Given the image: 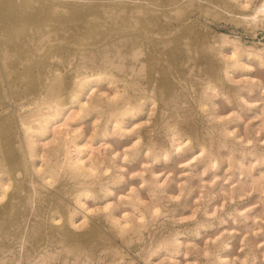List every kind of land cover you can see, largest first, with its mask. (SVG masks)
Returning <instances> with one entry per match:
<instances>
[{
  "label": "bare ground",
  "instance_id": "bare-ground-1",
  "mask_svg": "<svg viewBox=\"0 0 264 264\" xmlns=\"http://www.w3.org/2000/svg\"><path fill=\"white\" fill-rule=\"evenodd\" d=\"M179 1L180 0H0V226L6 225V228L3 226L5 230L1 227V230H4V232L6 231V233L4 234L5 237L9 235V230L7 229V227L10 228L12 226V230L13 228H15L16 230L19 228V226H21V223L19 224L17 220L19 219L18 217L24 216V214H22L23 210H21L20 205L28 207V210L32 213L33 211L36 212L35 210L37 207H35V201L36 195L41 192L40 188L42 187L43 190H46L47 188L45 189V186L49 187L52 184L54 185V183L58 181L59 178L64 177L65 179H67V181H71V179L73 181L74 179V184H79L76 185L78 187L75 186V189H73L72 192L70 191L72 193V195H70L73 197L71 199H73L74 201L73 208L67 210L66 213H62V211L60 212L57 208L51 211L49 210V212L51 213L49 215L48 223L50 224L52 231L58 234L60 238L59 240L69 243L65 250L69 252H74V250L82 251L81 248H84L83 245L86 243V241L89 238L91 239L95 237L96 234L98 235V231H96V228H94L93 226L95 224L90 223V218L98 213L100 214V216H104L110 222V224L113 226L112 228L115 230V233L120 235L122 239L124 238L125 241L127 240V242H131L134 236H137V239H139L138 235L140 234L142 228H145L147 222L145 213L148 212L147 216H150L152 218L156 217L160 213V208L157 204H155L156 202L149 204L146 203L144 199H142V196H140V192L137 193V188L131 186L127 193L125 192L123 195L119 194L120 196L118 198V201L116 202L123 204L122 206H126V208L122 211L117 212L116 205L118 204L115 201L114 202L116 204L112 200L106 199L107 196H105V199L102 201L101 199L98 200V198L94 195L92 186L90 187V185H93L91 183L95 178H97L98 176L102 177V175L103 177H106L105 172H109V170H107L109 169L107 167L108 164H105V158L101 157L97 154V152L94 151V149L92 148V144L93 142L97 141L106 142L107 138L110 136H133V141L131 145L129 144L130 146H123V150H121L122 145L120 146V154H122V159H124L123 156L128 157V154L130 153V159H132V156L137 155L139 152H143V150L145 149V157L143 156L144 154H142L143 158H141V161L146 157L148 158L149 162H147V160H143L145 161V163L147 162L153 164V161H157L158 163V160L160 159H168L173 154H177L180 156L187 155L185 159L186 163L182 162V164L184 163L183 165H186V167L188 168L196 166V164L204 158H207L205 161L206 164H204L206 165V168L208 164L207 162H209L211 166H216L217 158L213 153L210 152L209 149L212 148H208L210 143L204 141L205 137H199L197 134H195L196 132L194 133L192 131L188 134L184 132L186 127H188L187 121H184V116H182L181 118L178 117L180 115L178 114V116L176 117L181 118L180 120L175 119L176 117L174 118V120H170V122H167L166 120L164 126H162L163 124L161 125L159 122V124L161 125L160 127H163L162 131L165 132L166 136H164L168 138V145H166L162 142L165 138L163 139L161 137H158L159 134L157 136H152V132L150 133V131L152 129L154 131V127H156L158 117H155L154 115L155 118L153 119V121L151 118H149L152 121L149 122L151 124L144 126L142 125L144 121L140 119V115L145 112V108L148 107V105H154L153 107H155V104H157V108H159V116L161 117L160 119L161 121L165 122V118L171 116V110L176 109L175 100L177 99V96L175 97V94L178 93L176 92V90H178L177 87L180 85L181 81L179 80L181 77H179V79L177 77H174L173 74H177V68L175 69L174 66H171L173 64H171L172 62L170 63V59L174 60L176 58H179L180 60H182L181 65H177L179 64L178 61H173L177 66H181L182 68L180 69L182 70H186L190 67L199 65L198 68H203L202 70H205V73H207L210 77L213 74V66H210V54L212 53L211 50L213 49V47H215L217 54H219V56H221L224 60V67L222 69L223 74L228 82H232V79H234L231 77H234V75H232L233 73H238L240 77H246L244 78L245 80H243V78L236 79L239 83H241V81L245 82L242 83L243 85L241 86L240 91L244 90L247 93V91H252L253 86H258L259 88L263 89L264 84L259 81V79L255 82H252L253 77H247V75L250 74V72L254 69V64H256V66L260 65V67L261 65L264 66V42L260 43L259 46L252 44L247 45L243 43L238 36H231L226 32H215L216 34L212 39H207L200 32V30L197 29L199 26L197 28H194L192 26L190 27L184 22H179L177 24L176 21L179 20L178 18L177 20L173 18V21L176 20V25H173L170 18L173 12H171L170 16H168L166 12L168 10L175 12L179 11L182 7L181 4L183 3L181 2L180 4ZM193 1L194 0H187L188 4L190 5ZM195 1L193 3H195ZM224 1L225 2L223 5L228 4L230 7L227 8V6L225 5V7H222V10L231 18L241 21V23L244 22L248 25L256 26L259 24H264V0ZM196 2L198 3V0ZM205 4H208V2ZM217 4L219 3H216V5ZM185 6H187V3H185ZM194 7H197V5ZM215 8L212 11H214ZM208 9H210L211 13V8L209 7L207 8V10ZM186 11L187 10H185V12ZM208 13L207 15L209 16ZM214 15L216 16V14ZM181 16H183V14ZM220 16L221 15L218 14L217 20ZM214 17L212 18L216 19V17ZM205 32L207 33V31ZM209 32L211 33V30ZM109 53L114 54L117 57V62H114V58L111 59ZM212 54H214V51ZM139 56H141V58ZM211 61L213 62L214 60L211 59ZM69 63L70 65H68ZM71 64H73L72 67L74 66L78 69L76 70L75 75L70 76L67 75L68 73L66 74L65 68L71 66ZM219 64L221 65L222 63ZM74 67L72 69H74ZM84 67H86V69ZM87 67L90 68L88 69ZM173 69H175V71ZM194 72L196 73V71ZM140 73H142V75L140 76L142 78H139V75L137 76V74ZM183 73L182 75L186 76V74L184 75ZM214 75L215 74H213V76ZM217 75L216 78L220 76L219 75L217 77ZM190 76L188 77L189 79ZM198 77H196V79H199ZM184 80L185 82L187 81L186 77L183 79V81ZM194 80L195 79H193L192 82ZM205 80L206 81H204V83H200H203L201 85L202 87H200L201 89L197 88L199 90H202L203 94V97L201 96L202 99H200V96L198 97V99H200V102L198 103H200V108H203L207 105L208 102L206 100H208L212 107H214L215 109V102L213 101V97L218 96L220 93H222V91H219L218 89L221 86L217 88V86L213 84L210 78L207 79V76ZM189 82L191 81L189 80ZM220 84L221 83H219V85ZM101 85H105L106 87L103 89V86L99 87ZM187 85L188 84H186L185 86ZM226 88L228 89L227 86ZM193 92L192 96L196 94V92L195 94H193ZM199 92L200 91H198V93ZM232 92H234V90ZM241 94L242 93H240V96H237L238 98L240 97L243 100V102L241 103H248L241 96ZM235 95H233L234 97H232V99L236 98ZM224 96H226V99H228L227 94ZM174 97L176 98L175 100ZM228 97L230 98V96ZM232 99L230 101H232ZM230 101L228 102V104L230 103ZM235 101L236 100H234V102ZM11 103L16 107L15 113L12 112L9 108ZM179 103L182 104L183 102ZM210 104H208L209 107L211 106ZM179 107L180 106H178L177 108L179 109ZM185 108L187 107L185 106ZM205 108H207V106ZM255 108V110H262V108L257 106ZM156 109H152V112L156 113L154 112ZM208 111H210V109ZM148 112L149 110L147 111V114ZM91 114L95 116L94 119L91 120L93 121V135H90L91 137L88 135L87 138L83 134V132H85V134H87V132L83 130L84 128H82V123L84 119ZM102 114L104 115L103 122L101 123V125H98L97 122L99 120H97V117ZM211 114L217 120L216 121L213 118V121H216L217 123L218 119L220 120L222 119L221 117L224 116L222 113H216V111L215 113L213 111V113ZM234 114L237 113L234 112ZM101 118L99 119L102 120ZM210 119L208 120L210 121ZM214 122H212V125L214 124ZM225 122L226 121L220 122L221 127L217 132H221V134L224 136L230 135L232 139L235 138L238 140L239 138H241V136L236 134L233 128L231 129L230 127L226 126ZM146 123L148 122L146 121ZM217 123H215V125ZM262 125L263 123L259 124L258 129L262 128ZM89 126L91 127V125ZM215 127L218 128V126ZM19 129L22 133L21 136L19 135ZM89 131L91 132V130ZM158 131L159 130L157 129V132ZM92 136H94L95 138ZM96 137H98V139H96ZM160 138L163 140L161 141ZM243 139L244 142L247 140L246 138ZM240 141L242 142V140ZM249 141L250 140H248L247 143ZM164 142L166 143L167 141ZM205 142L209 145L207 146ZM241 142H239L238 140L236 143L240 144ZM126 143L127 142H125L124 144ZM223 144L221 143L222 146H224ZM226 147L223 148L226 149ZM220 148L218 151H221ZM228 149L231 148L229 147ZM117 150L119 149L114 148L113 152H117ZM260 153L259 155H257V158L258 156H261ZM227 154L230 155L231 153H228L227 151ZM246 155L242 154L241 158L243 159L247 157ZM26 158H28L30 162V167L32 169L31 172H35L37 174L39 180L38 182L28 180L29 176L28 178H26L27 175L30 174ZM175 158L173 157V159ZM257 158L255 157L256 161L254 165H258L261 159L263 160L262 157H259L260 161H258ZM164 161L166 163V160ZM181 161L184 160L181 159ZM199 164L200 163H198V165ZM202 165L200 164V166ZM147 167H150L151 178L149 179L153 183L152 186L154 187L155 185L157 189V186L160 185V177L158 175L159 173L157 174L155 171H153L154 169H151V167H154L153 165H147L146 169H142L147 170ZM208 167L210 166L208 165ZM239 168L241 170L243 169L240 165V162ZM147 171L149 173V169ZM113 176H111V178L109 179H113ZM248 176L255 183L263 182L264 184V173L262 171H259L257 174H248ZM115 178L117 179V177ZM112 182L114 183L115 181ZM140 182H142V184L147 182L146 178L141 176ZM148 183L145 185L147 186ZM60 184L64 183H62L61 181ZM106 184H108V182ZM100 185H98L97 188ZM105 186L106 185L104 183V187ZM104 187L103 189L105 190ZM57 189L61 190L62 188L58 187ZM57 189L55 190L58 191ZM101 189L98 188L97 190L99 191V194ZM95 190L96 189H94V191ZM107 190L109 191V189ZM146 190L151 192L150 189ZM42 192L41 194L45 195L44 193L46 191L44 193ZM110 192L112 193V190ZM152 192V196L156 194H153ZM61 194L62 193H60L59 191L57 192L58 196H60ZM16 196L27 197V205H25V202V204L17 203L16 201H20L21 198L18 197L19 199L15 201L14 199ZM39 196L37 197L39 198ZM54 196L56 197V195ZM152 196H150L151 199L154 197ZM7 197L9 199H7ZM55 197L53 198L56 201ZM57 199L59 200L58 197ZM159 199L160 198H158V200ZM149 201L151 200L149 199ZM63 206H61V208ZM54 207L55 206H53V208ZM38 208L40 207L38 206ZM25 210H27V208L24 209V211ZM25 213L29 214L27 213V211H25ZM204 214H207V217L208 215H211L208 210H204ZM246 214L247 213L243 214V217H246ZM34 215L35 214H33V216ZM39 216L40 215H38L37 217L39 218ZM95 216L97 217V215ZM27 218H22L24 219V221H22L24 225L27 221ZM106 219H104V222L107 221ZM222 220L224 221V219ZM223 221L220 222L218 220V222L220 223H223ZM30 222H33V220ZM35 222L38 221H34L33 224ZM41 223L43 224V222ZM33 224L31 223V225ZM39 224L40 220L36 225L38 226V228H36L37 230L39 229ZM105 224H103V226ZM214 224H216V222H214ZM24 225L23 227H25ZM198 225L202 229L213 226V224L205 225L203 223H198L197 227ZM17 226L18 228H16ZM83 227H86L87 229L85 228V231L78 233V231H80L81 228L83 229ZM33 229L32 233L35 231H33ZM97 229L100 230L101 227L100 229ZM12 230L10 229V231ZM22 230L25 232V228ZM29 230L31 233V229ZM41 230L39 232V235L41 233ZM73 230L78 231L74 232ZM100 231L103 232L102 230ZM17 232L19 235V231ZM26 232L23 233L21 231V237L19 238L20 235L18 236L19 245H21L22 242L24 243L25 241H28L27 234L29 233L26 234ZM112 232L110 231V233ZM104 234L105 233H103V235ZM39 235L37 237H39ZM50 235L52 234L50 233ZM53 236L55 235L53 234ZM231 236L232 234L230 233L224 235V233L221 232L216 236L209 238L208 241H211V244L218 245L219 247L215 254L212 252V255H214V259L212 260L211 258L212 261H210L211 263L209 262L210 264H227L231 261V257L227 256V254L225 253L227 248L230 246L229 239L231 238ZM12 237L14 238L15 236ZM182 237V232H179L177 230L171 232V235L167 237V239H160V242L154 245L152 249L150 248L151 250L148 252V254L146 253L147 255L144 257V264H152L151 262L155 261H153V259L155 257L159 258L161 255L166 256V258L168 259L167 262H169L170 260L172 264H176L178 261L176 257L180 253L181 245H185L186 252H184L183 255L186 257L189 254L188 250L194 247L197 248V245L190 240L182 241ZM108 239L110 238L108 237ZM95 242H98V240L94 241V243ZM127 242L124 244L125 246L127 245ZM130 242L128 244H130ZM185 242H189L192 244L187 246ZM207 243L208 242H205V247L201 249L202 254H207L208 252H210L208 246H206ZM59 245H62V243ZM59 245L58 247H60ZM109 245V248L111 249L112 245ZM98 248H100V246ZM198 249L200 250V248ZM41 250H39L37 253L34 251V254L30 252L32 255L29 254L27 257L25 256V258L28 259L29 262L32 260V264H51L49 260L52 259L51 256L54 253L48 251V249H44V251ZM59 250L57 251L60 253ZM107 250L109 252H112L114 250L112 252L113 254L116 253V255H122L117 249V246L112 251H110L109 249ZM3 251L4 250H2L1 253H3ZM61 251L63 252L64 249ZM67 251H65L64 253H66ZM73 252H71L70 254L77 253ZM27 254L28 253H26V255ZM100 254L101 253H99V256ZM255 254V251L252 255L248 254L249 257H252L248 259H251L250 264H254V262L256 261L257 255ZM24 255L25 253L20 254L19 258L21 259L22 257H24ZM55 255L53 258H55ZM208 255H210V253ZM114 256L115 255H113V257ZM83 257L85 258L81 262L86 263V261H88L89 259L86 256ZM243 258H241L242 260L240 261H243ZM246 260L247 258H245L243 263L247 264V262H245ZM192 261L195 262L196 260H184V264H192ZM158 262L159 260L157 262L155 261L153 264H157ZM132 263L130 261V264Z\"/></svg>",
  "mask_w": 264,
  "mask_h": 264
},
{
  "label": "rangeland",
  "instance_id": "rangeland-1",
  "mask_svg": "<svg viewBox=\"0 0 264 264\" xmlns=\"http://www.w3.org/2000/svg\"><path fill=\"white\" fill-rule=\"evenodd\" d=\"M196 1H195V3L192 2L190 5V4H188L187 0H180L179 3L180 4H181V2H183V3L181 4V6H182L181 9L179 11H177L178 13L175 11L168 10L166 12L168 14V16H170L171 12H173L171 14V17H170L172 20L171 21L172 24L176 25V23L178 24L179 22H184L190 27L192 26L194 28H197L199 26L197 29H199L200 32L207 39H212L217 32H226V33L230 34L231 36H235V35L238 36L239 39L247 45L252 44V45H258L259 46L260 43L264 42V24H262V25L259 24L256 26L255 25H248V24H245L244 22H242L243 23L242 24L241 21H238V20L231 18L229 15L225 14L222 10V7H225V5H226V4L223 5L225 2L224 0H223V3H222V0L221 1L219 0L220 2L218 0H216V1L213 0L215 2H213L212 0L211 1L210 0L209 1L208 0H198V3ZM204 2L205 3L208 2V4H205ZM185 3H187V6H185ZM216 3H219L220 5L219 4L216 5ZM211 4L213 7L216 5L215 6L216 8L214 7L215 8L214 11H212L214 8L211 6ZM192 5H193V7H192ZM196 5H197V7H194ZM219 6H220V8H219ZM226 6H227V8L230 7L228 4ZM209 7L211 8V13H210V9L207 10V8H209ZM186 8H188V9H186ZM185 10H187V11L185 12ZM206 10H207V12H206ZM174 12L177 14H175ZM216 12H218V13H216ZM207 13L209 14V16L207 15ZM182 14H183V16H181ZM189 14H191V15H189ZM214 14H216V16ZM218 14L221 15L219 17L220 19L218 18L219 21L217 20ZM184 16H185V18H184ZM214 16L216 17V19L212 18ZM173 18H175L176 20L178 18L180 21L179 20L176 21L174 19L176 21V23H175V21H173ZM196 18H197V20H196ZM224 19H227V20H224ZM181 20H183V21H181ZM196 21H197V23H196ZM251 27H253V28H251ZM210 30H211V33L209 32ZM205 31H207V33ZM213 32H214V35H213ZM212 50L214 51V54H212L213 53ZM212 50H211L212 53L210 54V58L214 61L212 62L210 59V66H213V72L212 73L215 74L214 75L215 77L213 76L212 73H211L212 75L209 77V75L207 73H205V70H202L203 68L202 69L198 68L199 65L195 66V67L194 66L190 67L189 69L191 71L189 69L182 70V69H180V68H182L181 66L180 67L177 66V65L182 64V62H181L182 60H180L179 58L174 59L175 62L178 61V63H179L176 65V63L173 62L174 60L170 59V63L172 62L171 64H173L171 66L172 67L174 66L175 69L177 68L176 69L177 74L175 75V73H174L173 74L174 77H177L178 79H179V77H181L179 80H181L180 85L182 87L179 85L177 87L178 90H176V92H178V93L175 94V97L177 96L176 98L178 100L174 97V100L176 99L175 100L176 101L175 102L176 103L175 104L176 109H172L171 110V116L166 117L165 122H163L160 119L161 117L159 116V108H157L158 107L157 104H155V107L157 109L155 107H153L154 105H148V107L145 108L146 109L145 112L140 115L141 116L140 119H142V121H144L142 123V125L146 126V125L151 124L149 122H152L155 117H158V120L156 122V127H154V131L152 129L150 131V133L152 132L151 133L152 136H155V135L157 136L159 134L158 137H161L163 139L165 138L164 141H167V142L165 143L164 141H162L163 139H161V138H160V140L164 144L168 145V138L165 137L166 136L165 132L162 131L163 127H160V126L162 124H163L162 126H164L166 123V120H167V122H170V120H174V118L176 116H178V114H180L178 117L182 118V116H184V118H185L184 121H187V125H188V127H186L184 132L188 134V133H191V131H192L194 133L196 132L195 134H197L199 137H201V136H203L202 138L205 137L204 141H207L208 143H210V145H209L208 143L205 142L207 144V146L209 145L208 148H212V149H209L210 152L213 153L215 155V157L218 159V160L216 159V166H211L209 164V162H207L208 164H207V168H206V165H204V164H206L205 161L207 158H204L198 162L202 165V162L204 161L202 166H200V164L198 165V163H197L196 164L197 167L194 166V167L188 168V167H186V165L185 166L183 165L184 163H186L185 159H186L187 155L180 156L177 154H173L168 159H160V160H158V163H157V161H155V162L153 161V164L152 163L150 164V163H147V162H149L147 157L145 159H142V161H141V158H143V156L145 157V154H144L145 149L143 150V152H139L137 155L132 156V159H130L131 153L128 154L129 155L128 157L123 156L124 159H122L121 158L122 154H120L121 150H123L122 147L123 146L127 147V146L131 145V143L133 141L132 135L124 136L125 138L113 135V136L108 137L106 142H103V141L93 142L92 148L94 149V151L97 152V154L100 155L101 157H104L105 158V164L109 165V166L107 165V167L109 168L107 170H109V172L108 173H107V171L105 172L106 177L105 176L103 177V175H102L103 178L101 176H98L97 177L98 179L95 178L94 181L91 183L93 185H90V187L92 186V190L94 192V195L98 198V200L101 199V201H102L105 199V196H107L106 199H110L113 202L114 201L116 202V201H118V198L120 196L119 194L123 195L125 192L127 193L129 188L131 186H133V187L137 188V189L135 188L137 190V193L140 192V196H142V199H144V201L146 203L149 204V203L156 202L155 204H157L160 208L159 215L152 218L150 216H147L148 212L145 213L147 222H146L145 228H142V230L140 231V234L138 235L139 239H137V236H134L132 238L133 240L131 239L132 240L131 242L130 241L127 242V240L125 241L124 238L122 239L120 235L115 233V230L112 228L113 226L110 224V222L104 216H100L99 213L95 214V215H97V217L95 215L92 216L93 219H92V217L90 218V223L96 225V226L95 225H93V226H94V228H96L95 230L98 231V235L96 234L95 237H93L94 240H93V238H91V239L89 238L88 239L89 241L87 240L86 243L83 245L84 248H81L82 251L74 250V252L73 251L69 252V251L65 250V248H67V245L69 243L62 241V240H59L60 238H59L58 234L54 233L52 231L50 224L48 223L49 222V215L51 213V212H49V210L51 211V210L57 208L60 212L62 211V213L63 212L66 213L67 210L72 209L73 205H74V201H73V199H71V198H73L71 196L72 195L71 192L73 191V189H75V186L78 183L76 182L77 184H74V182H75L74 179H73V181L71 179V181H72V183H71V181H67V179L62 177V178H59L58 181H56L57 183L55 182L54 185L53 184L50 185L49 186L50 188L48 186H45V189L47 188L46 190H43L42 187L40 188V191L41 192L43 191L42 193H44L45 191L46 192L44 193L45 195L41 194V192H39V194L36 195L35 207L38 208V206H39L40 207V208H38L39 210L36 208V210H35L36 212L33 211V213H32L31 211L28 210V207H26L24 205H22V206L20 205L21 210H23L22 214H24V216L18 217L19 219H17V220H18L19 224L21 223V226H19V228L17 226L16 228H18V229H16V230H15V228H13V230H12V228H11L12 226L10 228L7 227V229L9 230V232H8L9 237L4 236V234L6 233V231L4 232L6 225L0 226V230H1V227H2V229H4V230H1V233H0V239H1L0 240V249L3 248L2 250H4L3 253H1L2 250H0V258H1L0 264H32L31 262H33V261L31 260L29 262L28 259L25 258V256L27 257L29 254L32 255L35 252L37 253L41 249L43 251H44V249L45 250L48 249V251H51L54 253L51 256L52 259L49 260L51 264H130V261H131V263L133 261L132 264H144V257L154 247V245H156L158 242H160V239H162V238H163V240L167 239V237H169L171 235V232H174L177 230L179 232H182V234H183L182 241L190 240L191 242L196 243L197 248L194 247V248H191L190 250H188L189 254L185 257L183 255V253L186 252L185 245H181L180 253L176 257L178 260L176 264H184V260H196L195 262L192 261L193 262L192 264H210L211 263L210 261H212L214 259V255H212V254L213 253L215 254L219 247H218V245L211 244L212 242L211 241L209 242L208 240H209V238L216 236L218 233H221V232L224 233V235H227L229 233L232 234L231 238L229 239L231 247L229 246L225 252L227 254V256L231 257V261L228 262L227 264H246V263H243L245 258H247V260L245 262H247V264H250L251 259L250 260H248V259L252 258V257L251 256L249 257L248 254L252 255L254 251L256 253L255 255H257V259L254 262V264H256V263L257 264H264V238H263V236H264V184H263V182L262 183H255L248 176V174H251V173L257 174L259 171H262L264 173V91H263L264 88L261 89L258 86H255V87L253 86L252 91H249V92L247 91V93L244 90H242L244 93L242 91H240L241 86L243 85L242 83H245V82L241 81V83H239L238 80H236V79L243 78V80H245L244 78H246V77H244V76L240 77L238 73H233L232 75H234V77L231 76L232 78H234V79H232V82L234 80L237 82H235V81L233 83L231 81L228 82V80L226 79V77L223 74V69H222L224 67V60L222 59L221 56H219V54H217L215 47H213ZM109 55H110L111 59L114 58L113 59L114 62L115 61L117 62V57L114 54L109 53ZM139 57L141 58V56H139ZM214 63H216V64H214ZM219 63H222V64L220 65ZM137 64H139V63H137ZM68 65H70V63ZM72 65L73 64H71V66H68L65 68L66 74L68 73L67 75H70V76L75 75L76 70L78 68L73 66L74 69H72L73 68ZM214 65L216 66V68ZM254 65H255L254 69L250 72V74L247 75V77L248 76L253 77L252 82H255L256 80L259 79V81H261L264 84V68H262L264 66L261 65V67H260V65H258L259 66L258 67V66H256V64H254ZM84 68L86 69V67H84ZM175 69H173V70L175 71ZM192 70H193V72H192ZM183 71H184V73H183ZM194 71H196V73ZM201 71H202V73H201ZM181 72L184 75L186 74V76H183ZM189 73H190V75L191 74L192 75L190 76ZM138 75H139V78H142V77H140L142 75V73L137 74V76ZM179 75H182V76H179ZM193 75H195V76L197 75L196 77L199 76L198 78L201 80L196 79V77ZM203 75H205V76H203ZM216 75H217V77L220 75L218 78L220 79V77H221V79L219 80L218 78H216ZM189 76H190V79L188 78ZM206 76H207V79L210 78V80L213 78L211 81L213 82V84L215 86H217V88L219 86H221L218 89H219V91H222L223 94L220 93L218 96L213 97V99H214L213 101L215 102V109L216 110L214 109V107H212V105L210 104V102L208 100H206L208 102L206 105L207 108H205L206 106H204L203 108H200V103H198V102H200V99H202L201 96L203 97L202 90H199V89H201L200 88V87H202L201 85L204 83V81H206L205 80ZM185 77H186V80L188 82L187 81L185 82V80L183 81V79ZM191 79L192 80L195 79V80L192 82ZM189 80L191 82H189ZM201 82H203V83L200 84ZM219 83H221V84L219 85ZM235 83H237V84H235ZM238 83H239V85H238ZM183 84H185V85L188 84L187 85L188 87L183 85ZM197 84H200V85H197ZM193 85H195V86H193ZM102 86H103V89L106 87L105 85H101L99 87H102ZM226 86L228 87V89L226 88ZM197 88H199V89H197ZM231 88L234 90V92H232L233 90ZM237 88L239 89V91ZM197 90L200 91L201 94H200V92L198 93ZM180 92H181L182 96H181ZM192 92H193V94H195V92H196L195 95H198V94L199 95L198 96L193 95L194 96L193 97ZM235 93H236V95H235ZM240 93H242L241 96L248 103H245V102L241 103V102H243V100L240 97L239 98L237 97L238 95L240 96ZM226 94H227L228 99H226V96H224ZM233 95H235L236 98L232 99V97H234ZM199 96H200V99H198ZM228 96H230V98ZM231 99H232V101H230ZM234 100H236V101L234 102ZM178 101L183 102L182 103L183 105L181 103H179ZM226 101H227V103H226ZM229 101H230V103L228 104ZM208 104L211 105L210 106L211 108L209 107ZM149 106H150V108H149ZM178 106H180L179 109L177 108ZM185 106L187 108H185ZM256 106L262 108V110H260V109L255 110ZM175 107H173V108H175ZM197 107H198V109H197ZM9 108L12 112H14V113L16 112V107L12 103L10 104ZM152 109L153 110L156 109L154 111L156 113H153ZM207 109L208 110L210 109V111H208ZM148 110H149V112H148L149 115L147 114ZM173 110H176V111H173ZM213 111H214V113L216 111V113H222L224 115L221 117L222 119H220V120L218 119V123L216 122L217 120L211 114V113H213ZM209 112H211V113H209ZM234 112H236L237 114H234ZM192 114H193V116H192ZM102 115H99L97 117V120H99L98 122L100 123L99 124L97 122L98 125H101V123L103 122L104 115L103 116ZM151 115H153V116H151ZM154 115H155V117H154ZM101 116H102V118H101ZM208 116H210V117H208ZM94 117L95 116L93 114L88 115L87 118H85L87 120L84 119V121L82 123V128H84L83 130L86 131L87 134H85V132H83V131L82 132H83L84 136H86L87 138H88V135L89 136L93 135L92 134L93 133V131H92L93 130V126H92L93 121H91V120L94 119ZM178 117H176L175 119L180 120L181 118H178ZM187 117H188V119H187ZM99 118H101L102 120H100ZM149 118H151L152 121ZM213 118H214V120H216L215 122L213 121ZM208 119H210V121L214 122V124L212 125V122H210ZM146 121L148 123H146ZM224 121H226L225 122L226 126L230 127L231 129L233 128L235 130L236 134L241 136V138L238 139L239 142H241L240 140H242V142L240 144L236 143L238 140L235 138L232 139V137H230V135L224 136L221 134V132L220 133L217 132L220 130V127H221L220 122H224ZM159 122L161 125L159 124ZM215 123H217V124L215 125ZM261 123H263V125H262L263 127L261 126L262 128L258 129V125ZM89 125H91V127ZM214 125L218 126V128L215 127ZM159 127H160V129H159ZM156 128L160 132L159 131L157 132ZM199 128H200V130H199ZM89 130H91V132ZM88 132H89V134H88ZM213 132H214V134H213ZM206 133H208V134H206ZM21 134L22 133L19 129V135L21 136ZM92 137H94V136H92ZM227 137L228 138L230 137L231 139L230 138L228 139ZM211 138H212V140H211ZM215 138H217V139H215ZM243 138H246L247 140L244 142ZM96 139H98V137H96ZM248 140H250V141L247 143ZM125 142H127V143L124 144ZM220 142L222 144L224 143L223 144L224 146H222ZM120 146H121V150H120ZM212 146H214L215 149ZM216 146H217V148H216ZM220 146H221V148H220ZM223 147L224 148L226 147V149H224ZM229 147L231 149H228ZM114 148L119 149V150H117V152H113ZM219 148L221 151H218ZM222 148H223V150H222ZM195 149H197V148H195ZM225 150H226V152H225ZM229 150H234V151H229ZM252 150H253V152H252ZM227 151H228V153H231V154L228 155ZM224 152H225V154H224ZM254 152H256V153H254ZM260 152H263V153H260ZM259 153L261 154V156H258V158H257V155H259ZM119 154H120V156H119ZM142 154H144V155L142 156ZM242 154H245V155L247 154L246 155L247 157L242 159L241 158ZM255 154H256V156H255ZM173 157L174 158L176 157V158L173 159ZM255 157L258 159V161H260L259 157H262L263 160L261 159V161H260V163H258V165L257 164L254 165V163L256 161ZM181 159L184 161H181ZM143 160H147V162L145 163V161H143ZM164 160H166V163ZM171 160H172V162H171ZM26 161L28 163V168L30 170L29 171L30 174L28 173L29 175H27L26 178H28V176H29L28 180L38 182L39 180H38L37 174L35 172H33V173L31 172L32 169L30 167V162H29L28 158H26ZM150 162H152V161H150ZM182 162H184V163L182 164ZM239 162L243 168L242 170L239 168ZM142 163H144V164H142ZM147 165H150V166L153 165L154 167H151V169L152 170L154 169L153 171H155L157 174L159 173L158 175L160 177V180H159L160 185L157 186V189H156L155 185H154L155 188L152 186L153 183L149 179V178H151L150 167H147V170L149 169V173L147 170L142 169V168L146 169ZM208 165L210 167H208ZM139 167H141V168H139ZM240 171H242V172H240ZM136 173H139V174H136ZM113 174H114V176H113ZM31 176H32V179H31ZM111 176H113L112 177L113 179H111V180L115 181L114 183L109 179V178H111ZM141 176L146 178L147 182L142 184V182H140ZM146 176H148V177H146ZM99 177H101L103 180ZM115 177H117V179ZM118 178H122L123 180L118 179ZM105 180L108 182V184H106L107 182ZM61 181L64 184H60ZM103 181L106 185L105 187H104ZM96 182L97 183L101 182V183L97 184ZM148 182H150L151 184ZM27 183H29V182H27ZM94 183H95V186H94ZM147 183H148V185L146 186L145 184H147ZM100 184H102L103 186ZM98 185L102 186V187L99 186L98 187L99 189H101V188L103 189V187H104L105 190L109 189V191L107 190L108 191L107 192L104 189L103 190L101 189L100 194H99V191H97ZM66 186H67V189L69 191L66 189ZM58 187H61L62 189L61 190L57 189ZM76 187H78V186H76ZM64 188H65V191H64ZM93 188L96 190L94 191ZM55 189H57L62 194L60 196H58L57 195L58 191H56ZM110 189L112 190V193L110 192L111 191ZM146 189H150L151 192L153 190L152 193L153 194L156 193L155 195H153L155 198L151 195V192L146 190ZM155 190H157V191H155ZM103 191H105V192H103ZM104 193L108 194V195H105ZM52 194L56 195V197ZM49 195H50V197H49ZM149 195L152 196L153 198L151 199V197ZM33 196H35V195H33ZM37 196H39V198ZM8 197H7V199H9ZM18 197L21 198L20 201L19 200L16 201L17 199H19ZM53 197L56 198L57 204H56V201L54 200ZM57 197L59 198V200L57 199ZM68 197H69V199H68ZM121 198H123V197H121ZM158 198H160V199L158 200ZM63 199L65 202L63 201ZM149 199L151 201H149ZM153 199H155V200H153ZM14 200L19 204L20 203H22V204L26 203L25 205H27L28 198L25 196H16ZM41 200H42V202H41ZM97 203H99V202H97ZM116 203L118 204V205H116L117 212L122 211L123 209L126 208V206H122L123 204L118 203V202H116ZM51 205H53L55 207L53 208V206H51ZM61 206H63V207L61 208ZM22 208H24V209L27 208V210H25V211H27V213H29V214H26L24 209H22ZM204 210H208L211 213V215H208V217H207L206 216L207 214L206 215L204 214ZM167 211H168V213H167ZM241 212L247 213L246 217H243V214H245V213H241ZM33 214H35V215L33 216ZM31 215H32V217H31ZM36 215L37 216L40 215L42 218L40 216L38 218ZM23 217L24 218L28 217L25 225H24V223H22V221H24V219H22ZM102 217H104V218H102ZM40 218L44 219V220H41ZM99 218H101V219H99ZM20 219H22V220H20ZM34 219H36L38 222L40 220L39 225L41 226V228L39 226V229L40 230L42 229L41 233H40L41 236L39 235L40 230L38 229L39 230V232H38V230L36 229V228H38V226H36L38 224V222H35L33 224V222L36 221ZM104 219L107 220V221H105L106 224L104 222ZM222 219H224V221ZM29 220L30 221L33 220V222H30ZM218 220L220 222L223 221V223L218 222ZM209 221H211V222H209ZM41 222H43V224ZM214 222H216V224H214ZM31 223L33 225H31ZM198 223H203L205 225L213 224V226H212L213 228L207 227L208 229L207 228L202 229L199 226L200 224L197 227ZM22 224L25 227H23ZM103 224H105L107 227L105 225L103 226ZM15 225H14V227H15ZM26 226H27V228H26ZM29 226L32 228H30ZM99 226L101 227V229ZM33 227H34V229H33ZM24 228H25V232L27 231L26 234L29 233L30 235L27 234L28 241H25L24 243L22 242L21 245H19L18 236L21 234V231L23 233H25L22 230ZM85 228L84 227H83V229L81 228L80 231H78L79 229L73 230V231L74 232L78 231V233H81V232L85 231ZM97 228H99L103 232H101ZM10 229L14 232L10 231ZM29 229H31V233H32V229H33V231L34 230L37 231V232L34 231L36 233V235L34 232L31 234ZM106 229H107V231H106ZM109 230L111 232L113 230V232L110 233ZM17 231H19V235H18ZM37 233H38L39 237H37L38 236ZM50 233L52 235H50ZM103 233H105L108 236H106L105 234L103 235ZM14 234H16V235H14ZM53 234L55 236H53ZM12 236H15V237L13 238ZM47 236L49 239L47 238ZM112 236H113V239H112ZM20 237H21V235L19 236V238ZM108 237L111 240L108 239ZM118 237H119V239H118ZM95 238L98 240V242H95L96 244L94 243V241H97ZM53 239L56 241H54ZM123 240H124V243H123ZM58 241L61 242L62 245H59L61 243H59ZM100 241H101V244H100ZM102 242H104V243H102ZM126 242H127V245L125 246L124 244ZM129 242H130V244H128ZM205 242H208L206 246H208L210 252H208L207 254H205V253L202 254L201 249L203 247H205ZM91 243H92V245H91ZM105 243H107V244H105ZM1 244H2V246H1ZM109 244L112 245L111 249L109 248L110 247ZM118 244H119V246H118ZM185 244L188 246L192 243L185 242ZM58 245L60 247H58ZM99 246H100V248H98ZM105 246L110 251L115 249V247L117 246V249L120 251V253L122 255H120V254L116 255V253L113 254L112 252L114 250L112 252H109L105 248ZM32 247H34V248H32ZM62 247L64 249L63 252L61 251V250H63ZM126 247H127V249H126ZM35 248H36V250H35ZM59 248H60V250H59ZM104 248L106 249V251ZM198 248H200V250ZM100 249H102L104 251H102ZM57 250H59L60 253ZM65 251H67L66 252L67 255H66V253H64ZM71 252H73V253L77 252V253L70 254ZM106 252H107V254H106ZM24 253H25V255H24V257L21 258L22 259L21 260L19 258V255L24 254ZM26 253H28V254L26 255ZM99 253H101L100 256H99ZM209 253L211 256L208 255ZM112 254L115 256L113 257ZM54 255H55V258H53ZM101 255L103 256V259H102ZM72 256H74V257H72ZM80 256H82V257H80ZM83 256H86L89 259L88 261L85 260L86 263L81 262L85 258ZM162 256L163 255H161L159 258L155 257L156 259L154 258L153 261L155 260L157 262L159 260V262L157 264H172L170 262V260H169V262H167L168 259L166 258V256H163V257ZM239 257H241V258L244 257L243 261H240L242 259ZM80 258H82V259H80ZM160 258H162V259H160ZM211 258H212V260H211ZM95 259H97V260H95ZM160 261H161V263H160ZM154 262H151V263L153 264Z\"/></svg>",
  "mask_w": 264,
  "mask_h": 264
}]
</instances>
